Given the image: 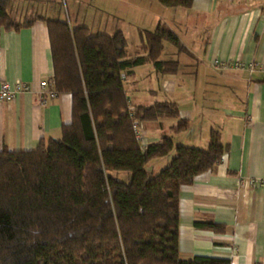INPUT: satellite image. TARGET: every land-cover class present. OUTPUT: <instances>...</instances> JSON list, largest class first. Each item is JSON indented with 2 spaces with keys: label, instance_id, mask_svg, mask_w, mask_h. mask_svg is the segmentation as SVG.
<instances>
[{
  "label": "trees",
  "instance_id": "obj_1",
  "mask_svg": "<svg viewBox=\"0 0 264 264\" xmlns=\"http://www.w3.org/2000/svg\"><path fill=\"white\" fill-rule=\"evenodd\" d=\"M156 1L167 9L193 4ZM10 2L0 0V29L45 25L50 90L71 97V116L58 139L29 151L0 149V264H230L206 255L183 260L178 251L180 190L221 162L227 152L221 133L210 129L206 148L174 145L168 136L142 143L135 125L175 119L169 129L181 133L189 122L176 102L132 104L124 88L146 63L157 76L176 74L178 62L161 55L163 42L186 51L177 35L160 22L139 33L145 54L129 57L121 31L92 35L84 25L36 12L15 21ZM173 151L166 167L147 172L148 162ZM109 172H128L130 181ZM194 227L224 231L214 222Z\"/></svg>",
  "mask_w": 264,
  "mask_h": 264
},
{
  "label": "crops",
  "instance_id": "obj_2",
  "mask_svg": "<svg viewBox=\"0 0 264 264\" xmlns=\"http://www.w3.org/2000/svg\"><path fill=\"white\" fill-rule=\"evenodd\" d=\"M145 5L157 12L164 11L149 1ZM187 10L194 14V19L199 18V26H208L209 19L212 24L201 45V58L196 60L185 51L197 66L184 94L185 101L181 97L154 100L159 89H151L147 90L153 99L151 103L176 102L180 117L189 122L186 131L191 129L193 117L198 115L195 96L200 91L192 83L202 75L198 74L199 62L212 67V76L203 73L208 79L228 82L236 88L244 85L245 92L231 106L222 108L220 120L214 118L204 128L199 122L198 130L188 138L192 143L184 144L206 148L210 129H216L227 152L212 171L197 175L191 185L180 190L179 257L188 260L206 255L228 259L230 264H264V184L251 183L264 182V73L259 69L264 65V0H193ZM171 13L172 17L176 14ZM67 20L72 23L70 15ZM216 61L218 68L214 66ZM249 65L255 69L250 71ZM153 74L157 80L154 71ZM51 77L49 41L42 22L18 31L0 29V83L22 82L29 87V92L18 94L14 100L0 102V149L29 151L41 140L60 137L62 125L70 121L71 97L50 95ZM161 77L169 82L173 76ZM43 83L45 90L40 94ZM168 90L174 98V86ZM41 97L45 105L41 104ZM152 123L163 128L160 122ZM156 141L157 137L149 142ZM173 155L157 161L166 166ZM194 222L221 224L224 231L196 229Z\"/></svg>",
  "mask_w": 264,
  "mask_h": 264
},
{
  "label": "rangeland",
  "instance_id": "obj_3",
  "mask_svg": "<svg viewBox=\"0 0 264 264\" xmlns=\"http://www.w3.org/2000/svg\"><path fill=\"white\" fill-rule=\"evenodd\" d=\"M148 1L164 11L157 12V10L146 8L145 4ZM9 12L15 21H19L23 16L33 12L65 21H67V15H70L73 26L84 25L90 29L92 35H112L116 31H121L126 39V53L129 57L145 54L142 50L139 33L143 30L153 31L159 21L175 33L186 50L194 55L196 60H199L201 58V45L205 43L207 33H209L207 30L212 24V20L209 19L208 26L204 24V27H201L198 24L199 18L194 19L192 17L194 14H190L187 9L163 8L156 0H11ZM171 12H176L174 17H172ZM151 18L155 23L154 27L151 25L153 23ZM163 47L161 60H176L179 64L178 72L172 75L171 81L166 82L165 77L158 76L157 80L153 78V69L149 63L138 67L135 70V76L127 78L124 83L126 94L132 104H149L153 99H164V97L167 100L181 97V101H185L184 94H186L189 81L193 80L194 70L197 67L195 61L192 62L185 51H178L168 42H163ZM203 64L201 62L198 64L200 68L198 74L202 75H198L195 84L192 83V85H196L200 93L195 96V110L198 115L193 117L191 129L174 133L170 131L169 127L174 125L176 120L169 118L157 121V123H162L163 128L152 122H142L138 124L142 143L149 142L156 137L160 140L162 136H168L173 140L174 145L190 144L192 142L188 138L191 132L198 130L201 124L204 128L208 123L213 122L214 118L220 120L222 108L231 106L233 102L237 101L235 98L240 97L245 92L244 85H241V88H236L228 82H220L213 78L208 79L203 73L206 76L209 74L212 76L213 69L210 65ZM214 66L219 67L217 61ZM172 85L176 90V93L173 94L174 98L168 90L169 86ZM151 89H159L156 98L152 99L148 95L147 90ZM133 97L137 98L134 99ZM172 153L174 154V151ZM160 162L162 161L152 160L148 162L146 164L147 172L154 175L168 165L161 166ZM109 174L124 183L130 181L128 172H109Z\"/></svg>",
  "mask_w": 264,
  "mask_h": 264
},
{
  "label": "built area",
  "instance_id": "obj_4",
  "mask_svg": "<svg viewBox=\"0 0 264 264\" xmlns=\"http://www.w3.org/2000/svg\"><path fill=\"white\" fill-rule=\"evenodd\" d=\"M220 66V65H219ZM250 71H253L255 69V67L253 65H249L247 67ZM263 73H264V65L261 66L259 68ZM45 90V84H41L40 86V94L43 93ZM24 92H29V87L27 86V84L25 83H22V82H17L13 85H9L8 83L6 82H1L0 83V102H8V101H11V100H14L15 97L18 95V94H21V93H24ZM49 94L50 95H54L51 90L49 91ZM40 102L42 105H45L46 101L43 97H41L40 99ZM135 128V132H136V136L137 138H139L141 141V136H140V133L136 127V125L134 126ZM251 183L253 184H264V182H261V181H252Z\"/></svg>",
  "mask_w": 264,
  "mask_h": 264
}]
</instances>
